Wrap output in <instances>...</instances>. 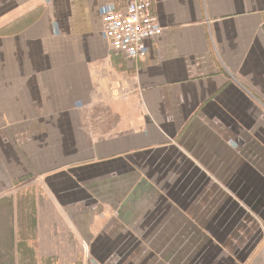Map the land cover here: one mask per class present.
I'll return each mask as SVG.
<instances>
[{
  "label": "crops",
  "instance_id": "1",
  "mask_svg": "<svg viewBox=\"0 0 264 264\" xmlns=\"http://www.w3.org/2000/svg\"><path fill=\"white\" fill-rule=\"evenodd\" d=\"M128 1L0 0V264L32 191L44 264H264V0H151L139 59Z\"/></svg>",
  "mask_w": 264,
  "mask_h": 264
},
{
  "label": "built area",
  "instance_id": "2",
  "mask_svg": "<svg viewBox=\"0 0 264 264\" xmlns=\"http://www.w3.org/2000/svg\"><path fill=\"white\" fill-rule=\"evenodd\" d=\"M101 27L110 50L132 59L144 57L147 42L162 32L151 0H129L123 8H103Z\"/></svg>",
  "mask_w": 264,
  "mask_h": 264
},
{
  "label": "rangeland",
  "instance_id": "3",
  "mask_svg": "<svg viewBox=\"0 0 264 264\" xmlns=\"http://www.w3.org/2000/svg\"><path fill=\"white\" fill-rule=\"evenodd\" d=\"M42 191H32L27 193H22L17 196L16 202H17V213H20V216L22 217V232L23 237H27L29 240L34 235V215L36 213V208L32 205L36 197H40V194ZM20 205V206H19ZM12 210V209H11ZM10 208L8 207H0V215L6 216L9 214ZM12 211H10L11 213ZM3 225V224H2ZM20 226V225H19ZM20 230V229H19ZM32 239V238H31ZM27 240V241H28ZM25 244L28 245V247L24 250L26 254L17 255L18 258L16 264H44V258H40V256L36 255L34 251L35 242L31 240V242H27ZM1 246H7L8 245V239L0 241ZM4 248V247H2Z\"/></svg>",
  "mask_w": 264,
  "mask_h": 264
}]
</instances>
